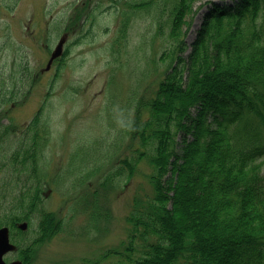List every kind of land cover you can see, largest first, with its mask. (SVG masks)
I'll return each mask as SVG.
<instances>
[{"label": "trees", "instance_id": "trees-1", "mask_svg": "<svg viewBox=\"0 0 264 264\" xmlns=\"http://www.w3.org/2000/svg\"><path fill=\"white\" fill-rule=\"evenodd\" d=\"M194 1H176L171 46L160 58L166 71L153 92L135 102L122 127L128 141L124 154L102 180L105 189L115 188L129 181L142 161L152 168L150 193L133 200L126 218L124 250L104 255L117 264H264L259 163L264 136L258 130L264 128V0L208 3L195 39L187 44L181 27ZM119 43L113 42V50ZM24 72L22 67L23 78ZM41 113L26 126L27 145L20 143L6 162L12 176H25L14 202L17 212L0 204V226L15 230V221L37 220L30 248H18L25 264L63 227V220L43 207L46 176L37 162L48 123ZM11 132L0 131V155ZM0 198L5 200L3 193ZM18 235L25 237L19 230Z\"/></svg>", "mask_w": 264, "mask_h": 264}, {"label": "rangeland", "instance_id": "rangeland-1", "mask_svg": "<svg viewBox=\"0 0 264 264\" xmlns=\"http://www.w3.org/2000/svg\"><path fill=\"white\" fill-rule=\"evenodd\" d=\"M176 1L119 0L116 13L102 14L90 27V35H85V26L80 37L68 38L63 60L49 71L45 68L59 37L28 34L25 28L34 10L11 13L0 22V131L13 130L0 155V195L5 196L4 201L0 198L1 209L17 212L14 202L25 176H12L6 162L20 143L27 145L26 126L41 110L48 123L37 162L46 176L43 207L63 220L61 231L35 249L30 264H117L115 257L104 255L124 250L129 235L126 218L133 200L150 193L152 168L144 160L129 181L106 189L101 184L124 154L128 141L122 127L133 114L135 102L153 92L166 71L160 58L164 47L171 46L168 34ZM225 2L191 4L187 24L181 27L187 44L195 39L208 3ZM52 3L47 0L48 10ZM122 6L127 15L120 19ZM121 28L123 34H118ZM116 39L120 43L113 50ZM24 66L25 78L20 73ZM258 130L264 136V128ZM259 163L264 177V158ZM36 224L34 219L27 228L24 236L29 240ZM12 232V240L24 244L19 235L15 238L16 230ZM140 245L137 242L138 251ZM14 259L12 253L6 261Z\"/></svg>", "mask_w": 264, "mask_h": 264}, {"label": "flooded vegetation", "instance_id": "flooded-vegetation-1", "mask_svg": "<svg viewBox=\"0 0 264 264\" xmlns=\"http://www.w3.org/2000/svg\"><path fill=\"white\" fill-rule=\"evenodd\" d=\"M52 1L53 3L48 10V8H46L47 0H0V22L9 19L11 13L16 14V12H18L19 14V12L24 9L27 10L32 8L34 10V13L28 20V27L25 28L28 31V34L30 36H42L47 38H50L52 36L59 37V40L51 51L50 56L60 39L63 38L65 40L62 48V56L54 59L50 63L49 68H46L45 71H49L54 64H59L60 61L63 60L64 54L66 53L67 47L69 45L67 44L69 41V37H80L82 35V28L85 26L87 27L85 30V35H90V27L95 23L97 19L101 18L102 14L108 15V17H110V15L112 16L113 11L115 12L116 10L114 9V6L118 8L116 4L119 0H108L107 2H104L102 0ZM125 15H127V10H125L122 6L120 10V19H123ZM40 16L43 17V21H41L42 18H40ZM44 17L46 18V20L44 19ZM38 21H40V23H38ZM43 46L46 47V45ZM49 60L50 58L48 59L46 67L48 66ZM23 222L25 221L13 222L16 232L20 230L19 225ZM4 226L8 228L11 243L16 246L14 254H16L17 258L11 261H6V258L11 253L6 254L4 256V262L10 263L12 261H20L22 264H25V259L22 258V256H18V248L22 245H25V250L29 249L32 239L29 240V238H27L26 236L23 239L20 237V240L22 239L24 244H21L19 242L21 245L18 244V247L17 242L12 240L13 230L8 225ZM26 231L24 230L23 232L26 233Z\"/></svg>", "mask_w": 264, "mask_h": 264}, {"label": "water", "instance_id": "water-1", "mask_svg": "<svg viewBox=\"0 0 264 264\" xmlns=\"http://www.w3.org/2000/svg\"><path fill=\"white\" fill-rule=\"evenodd\" d=\"M64 42H65V40L63 38L60 39V41L58 42L55 50L53 51V53L51 55L47 69L49 68L50 63L54 59L62 56V48H63ZM19 228L21 230H25L26 224L25 223L20 224ZM15 250H16V247L13 244H11L9 241L8 229L6 227L1 228L0 229V264H6L3 260L4 255H6L7 253H10V252H14ZM7 264H22V263L20 261H14V262L7 263Z\"/></svg>", "mask_w": 264, "mask_h": 264}]
</instances>
